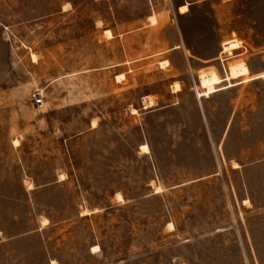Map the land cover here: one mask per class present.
Here are the masks:
<instances>
[{
	"label": "rangeland",
	"instance_id": "obj_1",
	"mask_svg": "<svg viewBox=\"0 0 264 264\" xmlns=\"http://www.w3.org/2000/svg\"><path fill=\"white\" fill-rule=\"evenodd\" d=\"M172 5L0 0V264H264V0L208 1L218 69L117 76L104 26Z\"/></svg>",
	"mask_w": 264,
	"mask_h": 264
},
{
	"label": "crops",
	"instance_id": "obj_2",
	"mask_svg": "<svg viewBox=\"0 0 264 264\" xmlns=\"http://www.w3.org/2000/svg\"><path fill=\"white\" fill-rule=\"evenodd\" d=\"M171 1L173 5L165 12H150L146 7L139 16L134 10V24L126 29H120L122 23L118 21L117 12L114 24L104 26L101 36L118 47L113 66L124 67L117 76L133 73L132 64L148 59L156 60L159 67L171 74L182 76L184 79L180 78V82L187 80L189 75L199 76L206 68L218 69L215 62L220 56L221 44L230 39H226V34L217 36L206 30L204 18L208 14L204 11L211 0ZM182 7H186L184 12L180 11ZM107 31L110 37L106 35ZM226 89L229 87L215 93ZM196 90H200L199 86ZM181 91V88L174 89L175 94ZM215 93L208 98L198 97L199 101L200 98L206 101Z\"/></svg>",
	"mask_w": 264,
	"mask_h": 264
},
{
	"label": "bare ground",
	"instance_id": "obj_3",
	"mask_svg": "<svg viewBox=\"0 0 264 264\" xmlns=\"http://www.w3.org/2000/svg\"><path fill=\"white\" fill-rule=\"evenodd\" d=\"M185 10H186V7H182V8H180V11H181V12H184ZM222 51H223V49H222ZM222 51H221V53H222ZM212 92H214V88L210 86V87L208 88V91H207L205 94H210V93H212ZM196 96L199 97V95H198V93H197V90H196ZM144 149H145L146 151H148L147 148H144Z\"/></svg>",
	"mask_w": 264,
	"mask_h": 264
},
{
	"label": "built area",
	"instance_id": "obj_4",
	"mask_svg": "<svg viewBox=\"0 0 264 264\" xmlns=\"http://www.w3.org/2000/svg\"><path fill=\"white\" fill-rule=\"evenodd\" d=\"M41 104V103H40Z\"/></svg>",
	"mask_w": 264,
	"mask_h": 264
}]
</instances>
